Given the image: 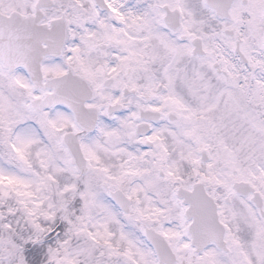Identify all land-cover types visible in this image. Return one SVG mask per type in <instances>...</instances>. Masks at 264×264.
I'll return each mask as SVG.
<instances>
[{"label": "snow or ice", "instance_id": "obj_1", "mask_svg": "<svg viewBox=\"0 0 264 264\" xmlns=\"http://www.w3.org/2000/svg\"><path fill=\"white\" fill-rule=\"evenodd\" d=\"M0 264H264V0H0Z\"/></svg>", "mask_w": 264, "mask_h": 264}]
</instances>
